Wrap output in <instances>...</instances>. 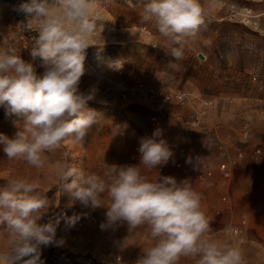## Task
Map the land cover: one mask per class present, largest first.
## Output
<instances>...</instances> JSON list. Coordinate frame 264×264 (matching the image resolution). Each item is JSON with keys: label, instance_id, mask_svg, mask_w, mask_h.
<instances>
[{"label": "clouds", "instance_id": "1", "mask_svg": "<svg viewBox=\"0 0 264 264\" xmlns=\"http://www.w3.org/2000/svg\"><path fill=\"white\" fill-rule=\"evenodd\" d=\"M97 2L23 0L13 5V11L24 15V27L34 30L36 36L30 61L22 59L12 43L0 44V107L17 129L11 138L0 133V145L9 161H24L40 169L47 153L60 148L65 140L83 144L99 124L102 114L88 106L98 89L79 88L86 50L95 45L90 41L101 27V18L93 11ZM214 5L215 0H138L140 22L152 24L165 42V54L172 58L170 69L180 70L179 62L206 29L207 9ZM8 38L15 39L11 34ZM102 50L98 48V61L103 60ZM37 58L44 68L40 75L34 67ZM104 62L108 67L114 63ZM118 134L123 129L114 125L113 136ZM162 136L157 128L151 136L141 138L139 165H106L103 176L78 169L64 152L66 159L58 174L62 192L84 207H105L102 231H116L124 224L128 232L145 227L153 243L142 249L136 264H179L182 258L193 259L195 264H246L240 247L209 238L211 221L202 210V194L189 179L158 176L151 181L142 172L141 166L151 172L173 157ZM50 206L46 193L22 178H10L0 187V228L5 229L9 245L0 252V264H43V247L64 244L56 237L59 219L39 223ZM79 218L67 217L65 224L73 227ZM124 241L121 250L126 248Z\"/></svg>", "mask_w": 264, "mask_h": 264}, {"label": "crops", "instance_id": "2", "mask_svg": "<svg viewBox=\"0 0 264 264\" xmlns=\"http://www.w3.org/2000/svg\"><path fill=\"white\" fill-rule=\"evenodd\" d=\"M233 1L215 0L214 7L207 9V27L188 46L179 71L168 67L172 58L165 54L159 34L148 37L143 33L138 0H119V7L112 0H98L93 11L100 16L101 27L90 43L128 45L151 38L153 44L163 47L168 60L153 61L151 66L142 62L140 77L147 73L148 81L186 93L170 109L172 119L190 132L191 137L184 139L188 151H203L207 165L215 168L224 157L217 150L222 143L234 161L228 178L216 169L203 180H196L192 173L187 176L194 164L189 156L182 157L181 168L170 173L165 170L160 176L189 179L202 194V210L209 220L220 218L215 220L217 225H211L209 238L240 247L246 264H264V0H249L247 9L252 12L248 17L236 14ZM129 9H135L132 20L128 19ZM205 100L209 104L203 105ZM198 112L202 113L200 126H190V117ZM168 145L173 150L174 143ZM238 147L240 157L235 156ZM178 158L175 152L173 159ZM242 219L244 224H240ZM238 226L240 230L232 233L231 228ZM2 250L8 249L0 243ZM179 264H195V260L182 258Z\"/></svg>", "mask_w": 264, "mask_h": 264}, {"label": "rangeland", "instance_id": "3", "mask_svg": "<svg viewBox=\"0 0 264 264\" xmlns=\"http://www.w3.org/2000/svg\"><path fill=\"white\" fill-rule=\"evenodd\" d=\"M112 1L119 7V0ZM249 2V0H236L232 2V7L239 16L248 17L252 12L247 9L251 4ZM13 4L14 0H0V44L3 41L12 43L21 58L30 61L33 40H26V37L21 35L19 26L11 17ZM117 11L119 12V9ZM135 17V9H129L128 19L132 20ZM117 18L119 19V16ZM143 26L142 31L146 36L151 37L153 34H158L152 24L144 23ZM9 34L15 39L10 40ZM100 47L103 49L100 52L102 61L96 59ZM162 48L153 44L151 38L146 39L145 42L128 45L89 46L86 50L85 74L81 78L79 88L81 91H88L93 86L98 89L95 100L89 101L88 106L97 110L102 116L99 124L93 127L83 144L73 145L70 140H65L60 148L47 153L46 162L40 169L33 168L24 161H9L3 152V146L0 145V187L10 178H22L34 184L38 191L46 193L51 205L39 223H46L49 219L53 221L59 219L56 237L63 239L64 244L43 247L41 256L43 264H136L142 249L152 245V240L145 227L128 232L127 225L124 224L116 231H102L100 224L105 222L107 209L105 207L92 209L82 206L79 202L71 201L69 195L61 190L58 174L66 159L64 152L69 153L68 161L78 169L101 176L106 171V165H139L140 156L136 155L134 148L140 146L141 138L151 136L157 128L162 130V138L167 143H174L173 153L178 154L180 147L188 149L184 139L191 137L190 132L184 130L185 126L182 123H176L172 119L170 109L174 108L173 105L183 101L186 95L182 100L174 96L169 100H163L160 95L143 96L135 90L139 82L154 86L163 85V83L148 81L147 73L141 77L138 73L144 61L147 66H151L153 61L168 60L163 55ZM109 60L114 61L112 68L104 62ZM34 67L38 75L43 73L44 68L40 58L34 62ZM163 86L165 90L178 91ZM114 125L121 126L122 135L113 136ZM16 131L11 119L5 116V109L0 107V133L11 138ZM197 152L203 154L207 161L208 156L203 151ZM235 156L240 157L236 153ZM229 157L232 163L234 157L231 155ZM180 158L182 161V157ZM226 158L225 156L221 160ZM174 160L172 157L166 165H160L161 170H158V166L151 172H146L143 166L141 170L145 172L149 180L155 181L165 170L170 173L173 169L182 167H176L173 164ZM194 168L195 163L190 168L192 171L186 173L193 175ZM212 175L207 177H212ZM207 177L196 179L193 176L196 180H203ZM70 180L71 178L69 182ZM221 200L227 201L226 197H222ZM213 206L216 207V204ZM73 215L80 218L73 227H68L65 219ZM217 217L218 215L216 218H211V225L218 224L215 220H220V218ZM233 229L232 227L231 232ZM122 241L126 247L123 250L119 247ZM0 243L3 248H9L4 228H0Z\"/></svg>", "mask_w": 264, "mask_h": 264}, {"label": "built area", "instance_id": "4", "mask_svg": "<svg viewBox=\"0 0 264 264\" xmlns=\"http://www.w3.org/2000/svg\"><path fill=\"white\" fill-rule=\"evenodd\" d=\"M21 2H23V0H14V4L13 5L19 4ZM11 17L13 18V20L19 26L20 31H21V35L26 37V40H30V41L33 40L34 37L36 36V32L34 30H27L24 27V20H25L24 15L21 14V13H17L16 11H13V6H12V10H11ZM135 90H136V92L139 95H143V96L151 95V94L160 95L163 100H169L172 96H174L177 99L182 100L184 98V96H185V94L182 93V92H178V91L174 92V91H171V90L169 91L167 89L165 90V87L162 84L154 86V85L144 84L143 82H139L137 84ZM207 104H209V100L203 101V105H207ZM201 114H202L201 112L193 114L190 117V122L189 123L191 125H193V126H197V127L200 126V117H201L200 115ZM247 134H248V132L244 131V135L247 136ZM138 149H139V147L136 146L134 148V152L136 153V155L141 156V154L138 151ZM217 149H218V152H219L220 155H222L224 157L226 156L227 158L224 159V160H219L215 164V169L217 171H219L222 176L228 178L231 175V170H230V162L231 161H230V157H229V154H228V149L222 143H219L217 145ZM241 154H242V151L238 147L237 150H236V155L237 156H241ZM178 155H179V158L174 160L173 164L176 167H181L182 166V161H181L180 157L189 156L192 159V161L195 163V168L193 169V176L196 179H202L204 177L212 175L214 168L207 165V161L205 159V156L203 154H201L200 152H197V151L189 152L185 148L180 147L178 149ZM161 169H162V167L158 166V170H161ZM186 174L188 176L190 173H186ZM244 223H245V221L242 219L240 221V224H244ZM239 230H240L239 226L238 227H234L232 232L233 233H237Z\"/></svg>", "mask_w": 264, "mask_h": 264}]
</instances>
